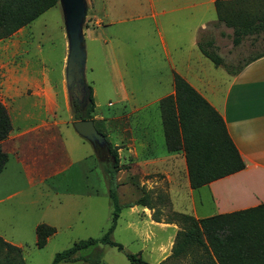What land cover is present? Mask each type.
Masks as SVG:
<instances>
[{
  "label": "rangeland",
  "instance_id": "374dc122",
  "mask_svg": "<svg viewBox=\"0 0 264 264\" xmlns=\"http://www.w3.org/2000/svg\"><path fill=\"white\" fill-rule=\"evenodd\" d=\"M85 1L87 14L83 35L87 58L84 80L95 94L94 120L106 135L107 142L117 149L116 190L123 209L111 239L123 245L124 250L100 245L81 251L79 256H93L91 259H95V253L99 252L100 264H131L126 255L137 254L150 264H159L172 254L176 231L182 229L183 224L173 220V214L191 212L181 208L183 201L175 193L178 189L187 190L188 186L184 180L176 186L163 183L161 178L158 184H152L149 171L145 172V179L141 178L143 173L136 165L133 154V110L135 106L139 108L170 92L171 77L160 72L161 69L153 63L162 61L154 36H149L153 25L148 19H136L139 11L136 2L142 12H146L147 0H122L119 17L126 21L121 24L102 15L101 0ZM110 5L116 10L118 0H112ZM231 7H245L247 17H255L256 20L264 17V0L234 1L230 3ZM220 29L223 31V28ZM261 37L254 43L255 37L246 38L240 46H235L230 35L221 36L214 51L221 55L227 68L237 69L255 53L264 52ZM154 52L157 59L151 56ZM68 56L69 39L60 2L30 25L0 40V101L6 97L8 104L11 103L10 98L2 96L7 81L27 84L28 94L33 92L31 83H51L56 87L52 98L59 104L58 114L62 119L69 118L68 125L60 130L65 139L60 138L54 151L60 163L72 161L74 164L56 180L54 187L60 192V206L52 191L48 198L39 197L37 188L26 185V194L14 198L12 203L11 220L16 227H8L10 218L0 223V233L6 240L22 245L25 264H51L57 253L70 249L76 243L101 239L111 225L113 206L109 198L110 174L106 164L110 155L105 153L100 157L103 150L97 155L93 145L81 138L73 127V93L66 78ZM221 71L212 67L207 75L223 76ZM154 85H157L156 89H153ZM15 106L17 111L14 116L18 117V124L22 126L29 124L24 118L26 112L38 114V110L24 100L18 101ZM145 112L146 119H150L158 151H163L166 142L160 110L153 105ZM180 153L184 152L176 154ZM202 195L203 206L198 207V214L209 215L213 205L206 192ZM140 199L149 205H137ZM36 200L39 203H33ZM49 206H52L50 211ZM47 223H53L57 233L50 237L44 248L38 249L36 226ZM191 256L184 260L185 264H189ZM172 261L184 264L180 259Z\"/></svg>",
  "mask_w": 264,
  "mask_h": 264
},
{
  "label": "crops",
  "instance_id": "0c3cea01",
  "mask_svg": "<svg viewBox=\"0 0 264 264\" xmlns=\"http://www.w3.org/2000/svg\"><path fill=\"white\" fill-rule=\"evenodd\" d=\"M111 1L101 0L102 15L116 24L125 23L126 20L120 18L122 0H118L116 10L111 7ZM216 1L147 0L146 12H142L139 3L135 4L136 8H139L136 19L139 21L148 19L153 25L149 36H154L159 46L158 56L162 60L159 64L156 61L153 63L161 69L160 72L168 73L171 77L170 92L139 108L134 107L133 154L136 157V165L143 173L141 178L145 179V172L149 171L150 183L155 185L159 183V178L163 183L168 182L176 186L181 185L184 180L188 189L184 191L178 189L175 193L183 201L181 208L191 211L183 212L196 219L233 213L264 204V52L255 53L251 58L257 57L256 60L249 63L246 60L237 69L229 67V71L223 66L216 67L202 53L199 48L200 43H212L213 49L216 50L218 46L216 41H220L221 36L230 35L232 42L234 40V29L218 20ZM231 1L248 2V0ZM234 9L246 17L245 22L248 24L254 21L258 24L259 20H264V17L257 20L255 17H247L245 7ZM255 24L252 23V26ZM220 28H223V31ZM259 36H262L261 41L264 42V30H261L259 33L246 35L242 43L249 37H255L252 43L258 42ZM151 56L157 59V53L154 52ZM212 67H215V70L221 69L224 75L208 76L207 71ZM175 74L184 78L220 114L226 124L229 137L245 164L243 170L196 190L190 186L185 153H169L166 145L163 151H158L150 119L147 120L144 115L151 106L158 107L160 100L174 95ZM31 86L33 92L28 94L27 84L7 81L2 92V96H7L11 100L8 104L5 97L2 102L6 105L13 129L2 143L9 160L5 170L0 174V223L10 218L8 222L10 228L16 227L11 220L13 199L26 194V185L37 188L39 197L48 198L52 191L60 206V192L54 187L56 180L58 181L61 175L74 167L72 161L62 164L54 155L60 138L65 139L60 130L66 127L69 121L68 117L62 119L58 114L59 104L52 98L56 87L46 82L31 83ZM156 88L157 85H154L153 89ZM135 99L136 94H134ZM21 100L38 110L37 115L32 111L25 113V121L29 123L25 126L18 124V117L14 116L17 111L15 104ZM171 192L174 194V191ZM205 192L213 205V211L209 215L202 216L198 214V207L203 206L202 194ZM33 203L37 204L39 200ZM51 209L52 206H49L48 211ZM155 221L160 222V220ZM47 225L54 226L53 223ZM178 232L176 231L175 235ZM0 236L6 240L1 233ZM8 242L22 248L21 244ZM167 264H174V261H169Z\"/></svg>",
  "mask_w": 264,
  "mask_h": 264
},
{
  "label": "trees",
  "instance_id": "16d2710c",
  "mask_svg": "<svg viewBox=\"0 0 264 264\" xmlns=\"http://www.w3.org/2000/svg\"><path fill=\"white\" fill-rule=\"evenodd\" d=\"M60 0H0V40L11 37L18 30L30 25L42 14L55 7ZM231 0L215 2L219 22L234 29L235 46L251 33L264 30V20L247 23L246 17L238 10L229 8ZM202 53L216 67L224 65L223 59L215 53L212 43L199 44ZM257 57L248 59V62ZM84 83L87 96L80 103L73 95L72 107L74 121L94 120L95 98L91 86ZM174 95L163 98L158 103L162 117L164 137L169 153H185L190 186L196 190L216 180L225 178L244 169L245 164L229 137L226 124L214 107L184 78L174 75ZM13 126L10 115L0 101V174L5 170L9 160L3 150L2 143L12 132ZM110 158L107 164L110 174L109 198L112 202L113 213L111 225L101 239H89L76 243L73 247L57 253L51 264L74 263L79 261L100 264L99 252L95 259L81 257L79 253L100 245L124 250L123 245L114 242L111 235L116 229L123 207L117 195L118 154L110 144L109 148L100 153ZM137 205H149L140 199ZM132 207V206H128ZM173 220L182 223V229L177 233L171 256L159 264L176 260H187L189 264H264V204L228 214L196 219L190 214L174 213ZM57 233L56 228L40 224L36 228L38 249L44 248L50 237ZM131 264H150L140 255L127 254ZM92 261V262H91ZM175 262V261H174ZM177 262V261H176ZM181 262V261H179ZM0 264H25L23 248L15 246L0 236Z\"/></svg>",
  "mask_w": 264,
  "mask_h": 264
},
{
  "label": "water",
  "instance_id": "95a60500",
  "mask_svg": "<svg viewBox=\"0 0 264 264\" xmlns=\"http://www.w3.org/2000/svg\"><path fill=\"white\" fill-rule=\"evenodd\" d=\"M65 16L67 36L69 39V56L67 61V84L80 103L87 96L84 83V68L86 65L85 41L83 25L87 14L85 0H60ZM73 127L76 133L90 142L97 155L109 148L105 136L101 134L93 120L75 121Z\"/></svg>",
  "mask_w": 264,
  "mask_h": 264
}]
</instances>
